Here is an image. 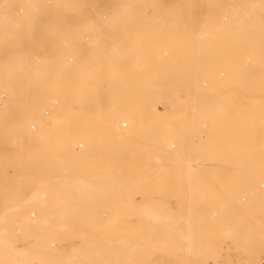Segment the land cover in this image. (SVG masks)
Segmentation results:
<instances>
[{
  "label": "rangeland",
  "instance_id": "1",
  "mask_svg": "<svg viewBox=\"0 0 264 264\" xmlns=\"http://www.w3.org/2000/svg\"><path fill=\"white\" fill-rule=\"evenodd\" d=\"M0 120V264H264V0H0Z\"/></svg>",
  "mask_w": 264,
  "mask_h": 264
},
{
  "label": "bare ground",
  "instance_id": "2",
  "mask_svg": "<svg viewBox=\"0 0 264 264\" xmlns=\"http://www.w3.org/2000/svg\"><path fill=\"white\" fill-rule=\"evenodd\" d=\"M145 1H151V0H145ZM214 2V1H213ZM209 3H210V1H209ZM214 4V3H213ZM215 5V4H214ZM40 6H41V4H40ZM40 10V9H39ZM215 10V9H214ZM216 11V10H215ZM194 100V99H193ZM195 103V102H194ZM155 115H157L156 114V112H155ZM161 115H163L164 117H166V118H168V114H167V111L164 113V114H161ZM129 125H128V128H126L125 129V131H130L131 132V135H132V137H137L138 136V127H137V125H136V123L134 122V119L133 118H129ZM107 124V123H106ZM122 125H127V121L125 120L124 122H122L121 123ZM6 125V122L5 121H2V120H0V126H5ZM108 126H109V124H107ZM106 125V126H107ZM107 128V127H106ZM119 129H120V127H119ZM124 130V129H123ZM69 131V130H68ZM71 131V130H70ZM87 131V130H86ZM88 132V134H89V137H88V139L90 140V141H88V143H90V142H93V138L91 137L92 136V134L90 133V130H88L87 131ZM120 133H122V132H120ZM92 138V139H91ZM188 159V158H187ZM187 163V162H186ZM186 166V165H185ZM104 175V174H103ZM90 177H92V176H89V175H84V176H82L81 178H80V182H79V185L81 184V185H84L85 184V186H81L82 188L81 189H86V188H88L89 187V183L91 182V178ZM103 178V177H102ZM213 183V182H212ZM214 184V183H213ZM138 185V184H137ZM215 185V184H214ZM262 186L261 187H263V184H261ZM79 189H80V187H79ZM40 217H41V215H40ZM40 217H39V219H40ZM42 218V217H41ZM36 219H38V216L35 218V220ZM2 232V231H1ZM184 235V234H183ZM74 257H75V255H73ZM81 264V263H80Z\"/></svg>",
  "mask_w": 264,
  "mask_h": 264
},
{
  "label": "built area",
  "instance_id": "3",
  "mask_svg": "<svg viewBox=\"0 0 264 264\" xmlns=\"http://www.w3.org/2000/svg\"><path fill=\"white\" fill-rule=\"evenodd\" d=\"M1 97H4V94H1ZM30 129L34 130V124L33 123L30 124Z\"/></svg>",
  "mask_w": 264,
  "mask_h": 264
}]
</instances>
